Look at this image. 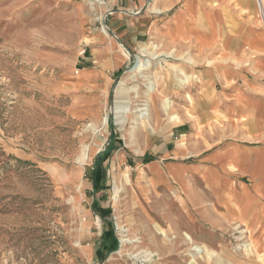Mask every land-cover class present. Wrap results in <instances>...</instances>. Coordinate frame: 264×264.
Here are the masks:
<instances>
[{"label":"rangeland","instance_id":"obj_1","mask_svg":"<svg viewBox=\"0 0 264 264\" xmlns=\"http://www.w3.org/2000/svg\"><path fill=\"white\" fill-rule=\"evenodd\" d=\"M110 2L0 0V264H257L240 223L215 234V245L203 235L195 243L192 228L184 241L154 225L153 195L139 180L140 171L151 186L161 179L157 166L172 160L163 153L166 134L195 104L199 70L220 61L221 42L200 50L184 39L170 57L145 44L146 53L138 52L112 30L129 11ZM107 44L122 52H99ZM139 56L152 61L146 75L159 89L142 126L134 110L149 80L133 69ZM117 105L123 113L131 108L127 134L116 122ZM98 167L104 180L95 192ZM193 243L203 252L191 251Z\"/></svg>","mask_w":264,"mask_h":264},{"label":"crops","instance_id":"obj_2","mask_svg":"<svg viewBox=\"0 0 264 264\" xmlns=\"http://www.w3.org/2000/svg\"><path fill=\"white\" fill-rule=\"evenodd\" d=\"M110 4L129 11L116 18L112 30L138 52L145 44L163 48L158 57H170L184 39L193 40L200 50L203 43L212 48L221 42L223 50L216 55L220 61L199 70L195 88L201 92L195 93V104L189 114L182 111V120L166 134L163 153L172 160L165 168L157 166L161 179L146 191L153 195L149 206L158 218L154 225L161 222L184 241L183 233L192 228L195 243L203 235L215 245L221 242L214 241L215 234L225 236L240 223L247 247L253 244L259 256L255 263L264 264V20L255 0ZM146 5L144 13L130 14ZM99 52L122 51L107 44ZM194 54L203 57L202 52ZM171 103L169 99L168 108Z\"/></svg>","mask_w":264,"mask_h":264},{"label":"bare ground","instance_id":"obj_3","mask_svg":"<svg viewBox=\"0 0 264 264\" xmlns=\"http://www.w3.org/2000/svg\"><path fill=\"white\" fill-rule=\"evenodd\" d=\"M142 52L146 53V48H143L142 49ZM147 53L149 54V52H147ZM150 54L153 55V56L155 55V54H152V53H150ZM151 62L152 61L150 59H144V58H142V56H139L138 57V60H137V64L133 68L135 71H137V73H138L137 76L138 77L149 80L148 83L146 84L147 85V87H146V92L147 93H145V96L147 95L146 96V99H145V102L146 103L144 102L141 107H139L136 110H134V112L135 111L136 112L137 111L139 112V114L137 116V119L140 120L139 123H136L135 122L134 124H141V126L144 125V123L146 121H148L150 118H152V114H151V111H150V100H151V96H153L154 94L157 95V96H159V89H158V84H157L156 80L155 79L154 80H151V79H153V77H149V76L146 75L147 69L150 67ZM125 79L126 78L123 77V79H121V81L119 82L118 86L115 89V93L116 94L119 93L121 90L124 89V87L122 86V84L124 83ZM138 95H139V89H136V96H138ZM121 109L122 108L119 105H117V107L115 109V112H116V122L119 123V124H121L122 126H125V133H126L127 132L126 125L128 124V121H129L130 116L132 114L131 113V108L128 107V106H126L124 108V113L122 112ZM128 112H130V113H128ZM131 128L132 129H139V126L138 127H135V125H133ZM150 168H152V167H150ZM144 174H145L144 171H140V173H139V180H141V182H144V185L146 187V190H148L151 187V183H150L151 177L148 174L147 175H144ZM139 184H141V183H139ZM132 189H133V194H136L135 188H132ZM138 202H139V200H138ZM144 208H145V205H143V209ZM131 219L132 218L129 219L130 220L129 221L130 224H131V221H132ZM122 240L125 241L127 239L126 238H122ZM190 250L191 251H196L198 253V252H203L204 249H203L202 246H199V245H196V244L193 243L191 245V249Z\"/></svg>","mask_w":264,"mask_h":264},{"label":"trees","instance_id":"obj_4","mask_svg":"<svg viewBox=\"0 0 264 264\" xmlns=\"http://www.w3.org/2000/svg\"><path fill=\"white\" fill-rule=\"evenodd\" d=\"M103 180H104V176H103L102 170L100 169V167H98L97 169L93 171V174H92V182H93L95 192L100 190Z\"/></svg>","mask_w":264,"mask_h":264},{"label":"built area","instance_id":"obj_5","mask_svg":"<svg viewBox=\"0 0 264 264\" xmlns=\"http://www.w3.org/2000/svg\"><path fill=\"white\" fill-rule=\"evenodd\" d=\"M255 2L261 17L264 19V0H255Z\"/></svg>","mask_w":264,"mask_h":264},{"label":"water","instance_id":"obj_6","mask_svg":"<svg viewBox=\"0 0 264 264\" xmlns=\"http://www.w3.org/2000/svg\"><path fill=\"white\" fill-rule=\"evenodd\" d=\"M112 97H113V95H111V96H110V99H112ZM107 120L109 121V120H110V118H108ZM109 129L111 130V129H112V127H111V126H109Z\"/></svg>","mask_w":264,"mask_h":264}]
</instances>
